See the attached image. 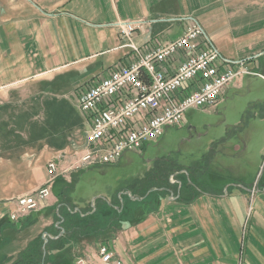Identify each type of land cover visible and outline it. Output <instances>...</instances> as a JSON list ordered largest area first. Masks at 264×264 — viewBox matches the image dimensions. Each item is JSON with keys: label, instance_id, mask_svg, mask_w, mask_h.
<instances>
[{"label": "crops", "instance_id": "1", "mask_svg": "<svg viewBox=\"0 0 264 264\" xmlns=\"http://www.w3.org/2000/svg\"><path fill=\"white\" fill-rule=\"evenodd\" d=\"M191 19L224 57L261 69L264 0H0V264L18 263L44 235L56 239L64 198L77 213L88 208L80 204L89 197L54 191L81 173L73 167L87 149L78 88L131 55L118 25L140 24L133 41L143 46L179 39ZM52 180L40 209L13 220L17 200ZM235 188L222 195L183 189L161 205H139L100 232L74 233L71 251L59 253L68 264H103L99 247L107 244L121 264H264V184Z\"/></svg>", "mask_w": 264, "mask_h": 264}, {"label": "rangeland", "instance_id": "2", "mask_svg": "<svg viewBox=\"0 0 264 264\" xmlns=\"http://www.w3.org/2000/svg\"><path fill=\"white\" fill-rule=\"evenodd\" d=\"M241 78H244L241 86L237 85L238 79L234 81L218 105L189 110L184 126L167 129L161 139L141 152H127L116 164L95 163L86 168H73L81 173L71 183L61 181L65 191L56 187L54 193L62 196L66 193L68 199L74 200L89 197V201L86 199L80 204L88 208L77 213L64 198L52 233L56 239L44 235L38 246L22 255L20 262L37 264L36 255L43 249L47 264H68L72 259L61 253L71 251L69 241L74 233L100 232L119 218H130L139 205H161L176 199L183 189L193 194L217 195L236 186L261 189L264 184V63L261 69ZM54 182L44 184L50 190L48 198ZM48 198H38L39 205ZM30 212H22L18 204V210L12 215ZM29 256H34L33 260H28ZM80 260L74 263L80 264Z\"/></svg>", "mask_w": 264, "mask_h": 264}, {"label": "built area", "instance_id": "3", "mask_svg": "<svg viewBox=\"0 0 264 264\" xmlns=\"http://www.w3.org/2000/svg\"><path fill=\"white\" fill-rule=\"evenodd\" d=\"M118 26L131 55L106 77L78 88L79 108L89 123V133L86 152L74 169L116 164L127 152H141L167 129L184 126L189 110L218 105L234 81L254 71L250 66L255 62L224 57L195 19L179 39L168 43L154 40L143 46L133 41L140 24ZM48 173L57 177L56 162L49 164ZM49 195V187L43 186L35 195L19 198L20 210H37L38 198ZM99 254L103 264H121L114 261L107 244L100 245ZM79 263L87 264L84 260Z\"/></svg>", "mask_w": 264, "mask_h": 264}, {"label": "trees", "instance_id": "4", "mask_svg": "<svg viewBox=\"0 0 264 264\" xmlns=\"http://www.w3.org/2000/svg\"><path fill=\"white\" fill-rule=\"evenodd\" d=\"M245 125H247V123L246 124H243V126H245ZM47 249V248H46ZM48 252V251H47ZM26 254V253H25ZM24 254V255H25ZM23 255V256H24ZM22 257V256H21ZM30 258H28V260H30V259H32L33 260V258H34V256H29ZM38 258H39V262L37 263V264H47V254H46V256H44V250L43 249H39V254L38 255H36V260H38ZM24 264V262H20V260H19V262L18 263H16V264Z\"/></svg>", "mask_w": 264, "mask_h": 264}]
</instances>
